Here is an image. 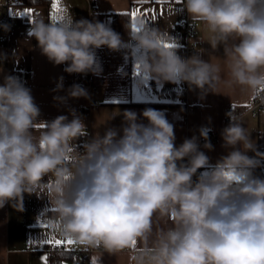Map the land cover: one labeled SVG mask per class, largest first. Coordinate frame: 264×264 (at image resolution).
Here are the masks:
<instances>
[{
	"label": "clouds",
	"instance_id": "1",
	"mask_svg": "<svg viewBox=\"0 0 264 264\" xmlns=\"http://www.w3.org/2000/svg\"><path fill=\"white\" fill-rule=\"evenodd\" d=\"M181 4L188 19L201 26L199 43L209 49L181 57L170 31L138 18L139 31L123 27L134 43L132 57L140 72L160 84L186 83L201 100L221 94L223 85L264 104V0ZM0 28L10 31L8 24ZM28 37L26 42L35 39V47L54 66L66 65L68 74L100 76L97 50L129 47L104 22L77 20L71 12L55 23L42 15L35 18ZM173 42L174 48L163 46ZM221 49L222 57L216 56ZM205 52L208 60L202 59ZM16 56L14 50L12 59L18 61ZM8 58L0 53V72ZM221 58L227 79L214 62ZM63 81L59 77L51 91H65ZM80 98L90 100L79 84L65 96H53L59 104ZM68 112L71 119H39L40 108L26 83L3 76L0 209L10 205L23 212L25 194L46 198L55 209L51 221L59 239L109 255L127 250L129 264H264V178L255 174L264 166V152L257 150L242 114H225L230 122L220 135L226 154L200 172L210 164L202 149H214L207 127L177 146L174 125L161 110L120 111V128L107 127L103 135L89 133L74 108Z\"/></svg>",
	"mask_w": 264,
	"mask_h": 264
},
{
	"label": "crops",
	"instance_id": "2",
	"mask_svg": "<svg viewBox=\"0 0 264 264\" xmlns=\"http://www.w3.org/2000/svg\"><path fill=\"white\" fill-rule=\"evenodd\" d=\"M6 0H0V5H5ZM97 5L96 9L92 5ZM141 9L155 8L157 18L149 22L150 26H158L162 30L171 32L180 47L177 54L188 57V47L195 43L196 52L202 48L209 49V45L200 44L199 36L201 26L195 24V33L188 36L180 27L182 21L188 19L187 13L182 9L181 0H163V3H154L148 0L141 3L140 0H61V8L73 13L75 19L86 18L104 22L114 30L115 17L121 13L129 12L133 6ZM6 10L17 20V25L9 32L7 43H0V53L9 57L2 65L0 83L4 75H23L28 80V85L41 115L39 119L51 121L59 115H69L68 109L74 108L84 119L89 133L99 131L103 135L107 127L120 128L122 116L120 111L134 110L137 113L145 108H154L165 113L168 121L174 125L176 145L185 138L193 135L199 136V129L207 127L209 135H216V141L212 143L214 149L209 151L202 149L210 158L208 169L215 165L219 157L226 154L222 148L221 130L229 124L225 115L230 111V106L237 104L243 107L252 99L246 93H241L237 88L229 90L221 85V94H208L201 100L198 93L190 91L186 83H157L150 76L144 78V74L134 75L135 60L132 57L134 43L128 41L129 47L121 52H111L107 48L97 50V57L102 66L100 76L91 73L68 74L64 72L66 65L54 66L47 58L40 54L36 48V40L29 39L28 31L31 19L28 15H18L25 9H32L34 19L43 16L51 18V5L49 7H23L6 6ZM162 12V15H161ZM142 18V17H141ZM17 50L16 60L12 59L13 51ZM222 57V49L215 54ZM202 59L208 60V52L202 54ZM221 66L222 79H227V70L223 59L214 61ZM64 77L65 91L52 92L59 77ZM143 81V83H140ZM73 84H79L86 88L89 99H68L66 104H59L53 100V96H65L66 90ZM116 116L111 119V117ZM211 118V122L209 119ZM69 119L71 116L69 115ZM147 123V121H143ZM243 124L251 133L256 142L257 150L264 152V110L257 113H248L243 116ZM201 145L202 141H199ZM253 155V153H249ZM45 181H47L45 179ZM46 192V189L43 190ZM42 192V194H43ZM24 211L17 212L10 205L0 209V264H42L41 257L48 256V245L40 247L31 241H36L49 236L58 238L52 226L51 218L55 213L46 198L40 199L35 195L24 197ZM170 223V222H169ZM46 224L47 228L41 225ZM164 227L163 222L160 225ZM78 246L76 243L71 246ZM135 248H133V251ZM130 256L127 250L109 255L103 250H96L90 254V264H129ZM60 264H75L72 260H63Z\"/></svg>",
	"mask_w": 264,
	"mask_h": 264
},
{
	"label": "built area",
	"instance_id": "3",
	"mask_svg": "<svg viewBox=\"0 0 264 264\" xmlns=\"http://www.w3.org/2000/svg\"><path fill=\"white\" fill-rule=\"evenodd\" d=\"M8 2L3 6L0 5V24H8L10 25V30L15 27L17 25V20L16 18H14L7 10H6V6ZM93 9L97 8V5H92ZM181 29L188 35V36H192L195 33V24H193L189 19H186L184 21L181 22L180 24ZM9 32L7 31L5 32L2 28H0V43H7L9 40ZM194 52H196V46L193 47V44L190 45L188 47V53L189 54H193ZM17 77H19L22 81H24L26 83V86L28 85V80L25 76L23 75H16ZM233 110L235 114L237 115H243L245 116L248 113H257L261 110H264V104H262L260 102V100L258 98L253 97L249 103L247 104V106H243L240 107L237 104H233L230 106V111ZM209 139L211 144L214 143L216 141V135H209ZM202 144L204 143L203 140ZM201 172V171H200ZM47 180V178H45ZM71 251L74 253L75 255V261L76 264H90L89 259H90V254L96 250H85L80 246H72L70 247ZM97 250H103L101 249H97Z\"/></svg>",
	"mask_w": 264,
	"mask_h": 264
},
{
	"label": "snow or ice",
	"instance_id": "4",
	"mask_svg": "<svg viewBox=\"0 0 264 264\" xmlns=\"http://www.w3.org/2000/svg\"><path fill=\"white\" fill-rule=\"evenodd\" d=\"M33 2H35V0H33ZM141 3H147L148 0H140ZM152 2L154 3H163V0H152ZM61 4V0H51V19L52 21L55 22H59L64 18V12L65 10L61 8L60 6ZM18 15H28L32 20H34V14H33V10L32 9H25V11L23 13H18ZM121 15H127L130 16L131 20H132V30L133 31H139L140 29L136 27V20L138 18H143L145 23H149L151 20H155L157 18V12L155 8H148V9H141V7L139 6H133L131 8V10L129 12H124L121 13ZM162 15V12H161ZM164 47H168V48H174L176 47V44L173 43H165L163 45ZM134 75H140V65L139 64H135V69H134ZM144 78L147 79V76L144 75ZM247 106V105H246ZM44 228H47L46 224L41 225ZM33 243L38 244L40 247L42 246H52L54 248H58V247H67V246H71L75 244V241L73 240H61L52 236H49L47 238H41L39 240L36 241H31ZM133 247H135V241L133 242ZM42 259V264H47L48 262V256L44 255L41 257Z\"/></svg>",
	"mask_w": 264,
	"mask_h": 264
},
{
	"label": "trees",
	"instance_id": "5",
	"mask_svg": "<svg viewBox=\"0 0 264 264\" xmlns=\"http://www.w3.org/2000/svg\"><path fill=\"white\" fill-rule=\"evenodd\" d=\"M8 2V6H23V7H49L51 5V0H6L5 3ZM124 24H127L129 28L131 27L132 20L130 16L127 15H117L114 20V31L117 33H120L122 36H124L125 39H128V35L123 27ZM83 139H87V137L82 138L81 141H78V143H82ZM82 150V149H81ZM255 174L260 176L261 178H264V166H261L260 168H257L255 170ZM48 251L50 254V262L52 264H60L63 260H72L75 264V255L71 251L70 247H58L54 248L52 246H48ZM57 253H63V255H58Z\"/></svg>",
	"mask_w": 264,
	"mask_h": 264
}]
</instances>
